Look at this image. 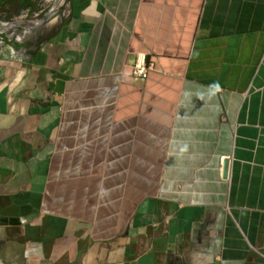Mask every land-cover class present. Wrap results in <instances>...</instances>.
<instances>
[{
    "label": "crops",
    "instance_id": "obj_1",
    "mask_svg": "<svg viewBox=\"0 0 264 264\" xmlns=\"http://www.w3.org/2000/svg\"><path fill=\"white\" fill-rule=\"evenodd\" d=\"M40 29L0 57V260L264 264V0H67Z\"/></svg>",
    "mask_w": 264,
    "mask_h": 264
},
{
    "label": "rangeland",
    "instance_id": "obj_2",
    "mask_svg": "<svg viewBox=\"0 0 264 264\" xmlns=\"http://www.w3.org/2000/svg\"><path fill=\"white\" fill-rule=\"evenodd\" d=\"M27 7L19 6L11 13L0 15V57L17 56L41 40V26L62 18L67 0H25ZM55 5V6H54ZM5 264L0 260V264Z\"/></svg>",
    "mask_w": 264,
    "mask_h": 264
},
{
    "label": "built area",
    "instance_id": "obj_3",
    "mask_svg": "<svg viewBox=\"0 0 264 264\" xmlns=\"http://www.w3.org/2000/svg\"><path fill=\"white\" fill-rule=\"evenodd\" d=\"M150 69H152V64L147 61L146 54L138 52L132 65L133 75L144 78Z\"/></svg>",
    "mask_w": 264,
    "mask_h": 264
},
{
    "label": "water",
    "instance_id": "obj_4",
    "mask_svg": "<svg viewBox=\"0 0 264 264\" xmlns=\"http://www.w3.org/2000/svg\"><path fill=\"white\" fill-rule=\"evenodd\" d=\"M227 167H226V160H224V167H223V177H226Z\"/></svg>",
    "mask_w": 264,
    "mask_h": 264
},
{
    "label": "trees",
    "instance_id": "obj_5",
    "mask_svg": "<svg viewBox=\"0 0 264 264\" xmlns=\"http://www.w3.org/2000/svg\"><path fill=\"white\" fill-rule=\"evenodd\" d=\"M23 7H27V4L25 3V0L23 1Z\"/></svg>",
    "mask_w": 264,
    "mask_h": 264
},
{
    "label": "bare ground",
    "instance_id": "obj_6",
    "mask_svg": "<svg viewBox=\"0 0 264 264\" xmlns=\"http://www.w3.org/2000/svg\"><path fill=\"white\" fill-rule=\"evenodd\" d=\"M55 6V5H54Z\"/></svg>",
    "mask_w": 264,
    "mask_h": 264
}]
</instances>
